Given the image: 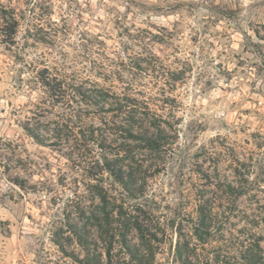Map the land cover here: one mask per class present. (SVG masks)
<instances>
[{
  "label": "rangeland",
  "instance_id": "1",
  "mask_svg": "<svg viewBox=\"0 0 264 264\" xmlns=\"http://www.w3.org/2000/svg\"><path fill=\"white\" fill-rule=\"evenodd\" d=\"M0 3L18 19L12 41L0 35V264H105L110 232L112 264H137L134 251L193 262L179 250L197 244L196 189L213 191L202 173L241 193L221 226L197 231L200 253L244 264L261 236L264 259V0ZM103 164L123 170L116 191ZM100 187L127 210L105 218Z\"/></svg>",
  "mask_w": 264,
  "mask_h": 264
},
{
  "label": "trees",
  "instance_id": "2",
  "mask_svg": "<svg viewBox=\"0 0 264 264\" xmlns=\"http://www.w3.org/2000/svg\"><path fill=\"white\" fill-rule=\"evenodd\" d=\"M18 27V19L16 16V13L8 7L3 6L0 3V35H2V40L5 42L12 41L14 38V35L17 31ZM45 84L49 85L48 82L44 81ZM44 84V85H45ZM46 86V85H45ZM70 92H74L77 95H80L83 99H86L85 94L83 93L82 90L78 88H71ZM65 96H69L70 94L65 91ZM124 107H127V105L124 104ZM27 133L33 137L38 143L44 144L43 139L39 137L35 132H33L32 129L29 127L24 128ZM126 134L128 135L127 137H140L141 139L144 140V145L150 149H159L161 146H163L165 143H167V138L157 134L155 136H141V135H135L132 133V131H126ZM107 170L108 175L112 178V183H110L111 187L113 189L116 188L114 187V184L116 183H123L124 178H123V170L119 168L118 166H111L107 164H103V168H101V171ZM200 173L201 171H197ZM202 177L205 180H208L209 183L213 187L212 194L209 199L204 200V195L202 192H200L199 189H196L195 198H194V208L193 211L196 214V217L194 218L192 215L189 216V224L192 230L190 231L191 235L194 236V238L197 241V244H191L185 243L183 249L179 250V257L182 255V251H187L191 252L193 255L191 256L190 254H187L188 258L189 257H194L193 262H189L188 259H186L188 264H208L207 257H204V254L202 255L200 253V250L203 251L204 245L208 243V238H203V235L199 234L197 231H202V234H206L209 232L211 229L214 228L216 225L221 226L224 223V220L222 219L225 218L228 219L231 213H233L236 210V202L238 198L240 197V191L237 189L236 186L231 185L228 181L226 180H220L219 175L215 177V182L210 178L208 174H201ZM100 192L99 193V198L101 202L103 203V216L106 218L108 217V214H111L107 210V206L109 204L115 205L122 209V210H127L125 207V204L123 202L118 204V201L120 202L121 200L119 198H116L115 191L111 193L112 188H99ZM122 213V212H121ZM117 213V215L121 214ZM191 214V213H190ZM112 217L114 216L112 212ZM100 223V220H99ZM134 228L139 232V235L143 240H147L148 242H152L153 240L155 242H160V240L157 238V236L154 233L148 232L149 230L139 221L134 220L133 222ZM76 236V241L77 244L80 246H84L85 240L79 235L75 234ZM116 234L114 232H110L109 235V241L108 244L105 248L106 252V263L105 264H112V243L113 240H115ZM124 239V237H122ZM262 240L261 236H259L256 240L252 242V248L254 249L252 254H247L243 258L244 264H264V259L260 254L257 252L255 253V249L257 251H261V246H260V241ZM194 245V249H193ZM199 250V252H198ZM131 255L133 260L137 264H151V262H148L147 260V254H140L137 253L136 251L131 252ZM77 263L79 260H75ZM88 264H102L99 260H92L88 262ZM182 264H186L184 261Z\"/></svg>",
  "mask_w": 264,
  "mask_h": 264
}]
</instances>
